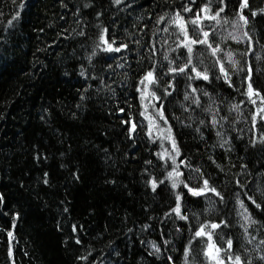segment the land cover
Segmentation results:
<instances>
[{"label": "trees", "instance_id": "16d2710c", "mask_svg": "<svg viewBox=\"0 0 264 264\" xmlns=\"http://www.w3.org/2000/svg\"><path fill=\"white\" fill-rule=\"evenodd\" d=\"M242 2L0 0V264H214L195 236L212 223L218 247L231 239L233 256L264 264V104L246 95L251 82L264 97V0ZM221 8L219 23L207 18ZM177 13L191 38L203 29L221 49L193 45L208 80L168 73L188 59ZM104 29L127 48L103 51ZM153 67L150 120L140 80ZM204 180L223 199L184 187Z\"/></svg>", "mask_w": 264, "mask_h": 264}, {"label": "snow or ice", "instance_id": "6c2138e0", "mask_svg": "<svg viewBox=\"0 0 264 264\" xmlns=\"http://www.w3.org/2000/svg\"><path fill=\"white\" fill-rule=\"evenodd\" d=\"M115 2L117 4H119L121 2V0H115ZM247 6H248V0H243V2L241 4V9H243V8H245ZM19 7L21 9H23L24 4L21 3L19 5ZM223 10L224 9L221 8L218 12L215 13V15L207 17V18H210V19H213V20H217V18L220 15V12H222ZM185 11H191V9H185ZM202 11L208 12L209 9L207 8V6H205V8L202 9ZM262 11H264V10H262ZM256 14H257L256 12L252 13L253 16H255ZM18 17H19V12H17L16 16H14L12 18V20L8 21V24L11 25L13 20L17 19ZM239 18H240V20H242L244 22L245 25L248 23V20L243 15L242 11L240 13ZM164 19H165V17L161 16L159 18V20H158V23L159 22H163ZM200 19H201L200 15L197 14L196 18L193 19L192 21H190V23H192L193 25H197L198 22L200 21ZM170 22L172 24L176 25L179 28L181 35L184 37V40L178 46L186 48L187 53H188V59H187V61L185 62V64L182 67H179V66L178 67H169L168 73L174 75L176 73H188L189 70H190V72L192 74H194V75L189 74V79L199 78V79H203V80H208L209 77H208L207 73L199 71L195 67V65H193V63H192L193 45H196V44L207 45V47L211 50V54L213 56H216L217 53L221 51L220 47L218 45L216 47H213L212 44L209 43V40H208L209 32L203 31V29H201L203 39H193V38H191L189 36V34H188V31H187L186 22L184 21L183 17L180 16L179 13H177L176 16L171 19ZM217 22L219 23V20H217ZM167 30H168L167 28L164 29V31H167ZM244 35L247 36L248 34L245 32ZM99 39H100V43L105 45V47H103V49H102L105 52H116V53H119V52H121L122 49H126L127 48L126 44H122L119 47H114V44L116 42L114 40L109 42V40L107 38V29L103 30V32L101 33ZM98 47H99V45H98ZM93 54H95V53H93ZM153 54H155V53H153ZM231 56H232V54L228 53L229 60H231ZM164 59L165 60L168 59L167 55L164 56ZM217 62L220 63L219 61H217ZM169 63L171 64L172 62L170 61ZM122 66L123 65H121V67ZM220 71L224 75L225 80H228L229 79L228 73L225 70L223 63H220ZM248 72H249L248 80L251 81V68L248 69ZM157 82L158 81H157V77H156V73H155V67H153L152 69L148 70L144 74L142 79L140 80V84L145 85V88H147L148 85L155 84ZM168 87H172L171 83H169ZM192 91L195 92L196 89H193ZM143 95H144V93L142 91V98H143ZM151 95H152L153 98L159 99V97H156L155 92H152ZM246 95H248L250 99L253 96H256L257 98L260 99L261 104H264V97H260L259 92L255 91L252 88L251 82L248 83V90H247ZM185 99H187V96L185 97ZM251 102L253 104L257 103L256 99H251ZM256 114L257 115L264 114V107H258ZM160 115H161V118H163L162 112L160 113ZM261 118L264 119V115H261ZM253 119L255 120V116L253 117ZM212 123L215 124L216 121L213 120ZM134 128H135V125H133V129ZM218 135H219V133H218ZM173 151L175 152V156L179 155V149L176 147L174 142H173ZM175 156L172 157V163L173 164L176 163ZM161 158L163 159L164 156H161ZM181 163H183V162H181ZM180 175H182V173H179L178 171H176V169H173L172 172L168 173V177L167 178L172 181L171 187L173 189L177 188V186H178V181L176 180L175 177H178ZM45 183H47V181H45ZM160 183H163V181H160ZM150 184H151L152 190L155 191L156 187H157V181L153 178L150 181ZM184 187L188 188V191L191 192L192 195H194V196L204 195L205 193L210 191V192L214 193L216 196H218L221 199H223L222 195L219 192H217L215 188L209 187V183H208L207 180L203 181V187L200 188L199 190H194L192 188H189L187 184H185ZM176 198H177V206H176L175 209H173L174 213L177 216H179L180 219H187L186 216L181 214V207H180V203H179L180 199H181V196H180L179 193H177V197ZM249 199H251V197H249ZM252 203L256 204V201L252 200ZM241 207H243V202H241ZM256 207L259 208L260 205L256 204ZM245 211H247V209H245ZM245 220L246 221H250V217L249 216H245ZM252 222H254V221H252ZM209 227L211 229H216V228L220 227V224L212 223L211 225H201V227L195 232V236L196 237H206V249H205V252H204V255L206 257H209L212 261L215 262V264H225L224 257L221 256V253H225V255L227 257L228 264H251L250 260L245 261V260H243L241 258L240 255L233 256L231 254L232 244H233L231 239H228L226 241V244H227L226 248L218 247L215 244V242L213 241V233L210 232V231H205V229L209 228ZM8 235L11 237L12 233L9 232ZM77 243H79V241H77ZM249 243H251V241H249ZM260 243L264 244V241H261ZM157 251H158V249H157ZM188 252H189V250L186 249V251H185V256L186 257L188 255ZM260 259L264 260V256H261Z\"/></svg>", "mask_w": 264, "mask_h": 264}, {"label": "rangeland", "instance_id": "374dc122", "mask_svg": "<svg viewBox=\"0 0 264 264\" xmlns=\"http://www.w3.org/2000/svg\"><path fill=\"white\" fill-rule=\"evenodd\" d=\"M142 91L144 93L143 98H142V95H141V100H142V106H143L144 115L146 117H149L150 120H151V117H152V114H153V111H152V108L153 107H152V104L149 103L150 102V96L147 97V95H146V93L149 91L148 86H147V88H145V85H143V88L141 90V94H142ZM150 124L152 125V123H150ZM161 138L162 139H165V142L163 144V147H164L165 150H167L168 148H172V142H171V140L169 138H164L162 136H161ZM163 153L166 154L165 151H163ZM166 157H167V155H166ZM214 264H215V262H214Z\"/></svg>", "mask_w": 264, "mask_h": 264}]
</instances>
